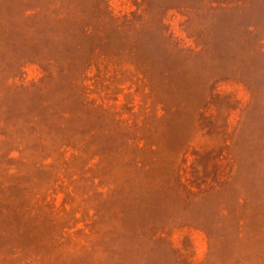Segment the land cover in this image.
Instances as JSON below:
<instances>
[{
    "label": "rangeland",
    "instance_id": "obj_1",
    "mask_svg": "<svg viewBox=\"0 0 264 264\" xmlns=\"http://www.w3.org/2000/svg\"><path fill=\"white\" fill-rule=\"evenodd\" d=\"M0 264H264V0H0Z\"/></svg>",
    "mask_w": 264,
    "mask_h": 264
}]
</instances>
